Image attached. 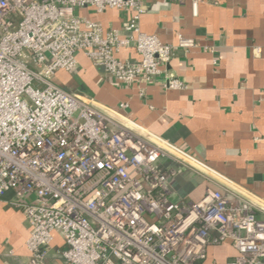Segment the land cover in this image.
<instances>
[{
	"label": "built area",
	"instance_id": "obj_1",
	"mask_svg": "<svg viewBox=\"0 0 264 264\" xmlns=\"http://www.w3.org/2000/svg\"><path fill=\"white\" fill-rule=\"evenodd\" d=\"M200 0H193L194 11ZM130 12L126 36L77 9ZM146 0H0V201L9 191L31 225L28 264H203L210 245L231 244L227 264H264V217L246 197L208 188L198 201L169 199L174 168L199 171L177 145L149 138L124 112L57 85L82 51L117 83L160 82L184 90L167 66L177 48L199 46L180 35L164 43L141 30ZM134 47L138 59H120ZM62 247L54 249L56 236Z\"/></svg>",
	"mask_w": 264,
	"mask_h": 264
},
{
	"label": "crops",
	"instance_id": "obj_2",
	"mask_svg": "<svg viewBox=\"0 0 264 264\" xmlns=\"http://www.w3.org/2000/svg\"><path fill=\"white\" fill-rule=\"evenodd\" d=\"M141 30L164 43L194 38L199 46L177 48L167 66L185 81L184 90H166L160 82L138 94L140 83L123 85L82 52L74 73L57 72L54 82L93 98L103 109L124 111L141 134L167 140L200 161L198 170L164 159L174 168L168 179L169 199L198 201L208 188L233 197H246L264 206V0H146ZM81 16L117 30L122 36L130 12L110 8L97 13L77 9ZM120 59H138L134 47L123 48ZM9 191L0 201V264H28L31 225ZM258 217L264 213L255 210ZM57 235L54 249L62 247ZM237 255L229 243L210 245L203 264H227Z\"/></svg>",
	"mask_w": 264,
	"mask_h": 264
}]
</instances>
